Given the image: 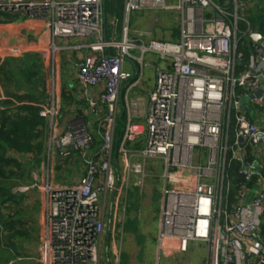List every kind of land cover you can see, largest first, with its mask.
<instances>
[{
	"label": "built area",
	"instance_id": "1",
	"mask_svg": "<svg viewBox=\"0 0 264 264\" xmlns=\"http://www.w3.org/2000/svg\"><path fill=\"white\" fill-rule=\"evenodd\" d=\"M231 2L229 11L214 0H123L116 36L105 32L104 0H0V14H24L46 24L52 55L60 50L57 38H92L76 76L90 115L97 118L95 127L79 118L56 130L53 78L51 96L38 112L46 120L48 152L61 158L78 153L84 173L74 184L45 180L44 242L37 264H103L104 259L109 264L104 237L108 231L113 235L124 213L130 172L143 175L141 164L133 162H144L145 179L149 158L163 161L159 246L177 239L185 251L196 240L207 246L205 264H264V116L249 117L252 104L264 106V94L249 98L264 90V44L250 39L249 62L240 68L237 20L249 23L238 8L254 0ZM140 11L175 12L179 39L132 38L131 14ZM253 32L264 36L249 30V37ZM147 53L160 62L140 123L132 119V108L141 107L143 99L130 103L126 94L139 84ZM128 80L122 102L126 119L115 143L122 83ZM98 87L102 90L94 95L91 90ZM95 136L101 143L92 150ZM141 140V149H128ZM234 160L243 181L229 203L226 162Z\"/></svg>",
	"mask_w": 264,
	"mask_h": 264
},
{
	"label": "rangeland",
	"instance_id": "2",
	"mask_svg": "<svg viewBox=\"0 0 264 264\" xmlns=\"http://www.w3.org/2000/svg\"><path fill=\"white\" fill-rule=\"evenodd\" d=\"M134 15L135 12L131 14V21H133ZM176 16L175 12L165 11V13H160V20L162 19L163 22L160 29L153 32L152 37L162 41H176L170 40V33L178 29ZM137 25L140 26V23L138 22ZM141 29H144V27ZM56 42L59 43L58 40ZM131 53L138 54L136 50L131 51ZM61 55L63 66L64 63L69 64L65 53ZM144 60L153 64L160 62L157 56L150 53L145 54ZM66 66L68 69V65ZM66 71L65 75L67 74ZM143 71L144 75L148 76L152 74L153 69L143 68ZM246 103L249 104L248 100H246ZM252 108L253 110L249 115L251 119L255 120V118L264 116V106L252 104ZM76 156L78 157L77 165L79 162V168L83 167L82 158L79 155ZM33 161H35V158ZM29 163L31 167L26 169L23 179L19 180L20 182L11 189V193L23 196L21 208L12 205L9 209V214H14V208L16 211L21 210L22 220L26 221L27 224L29 223V225L24 224V226L27 225L29 233L28 235L24 234L23 238H10L7 236L8 231L2 229L3 225L0 224V264H37L43 251L45 199L42 188H44L45 180L53 184L51 182L52 173L50 166L48 167V162H43L42 168H40L41 162ZM137 163L141 164L143 175L141 176L140 173L132 176L127 188L124 213L121 214V220L114 223V240L119 245L118 253L121 264H177V260L181 264H205L207 246L203 242L190 241L185 251L179 249L177 239L163 241L160 246L158 245L157 229L159 230V224L157 222H159L158 215L163 188V161L155 158L147 159V176L145 179L144 162ZM70 173L71 170L68 167L61 168L57 166L54 169L53 180L59 184H66ZM144 198L147 199L146 204H144ZM144 212L147 214L145 217ZM31 227L35 231L31 230ZM35 235L39 237L38 241ZM9 242L17 245L16 251L7 246ZM105 246L103 243V247ZM104 262H106L105 259L102 263Z\"/></svg>",
	"mask_w": 264,
	"mask_h": 264
},
{
	"label": "crops",
	"instance_id": "3",
	"mask_svg": "<svg viewBox=\"0 0 264 264\" xmlns=\"http://www.w3.org/2000/svg\"><path fill=\"white\" fill-rule=\"evenodd\" d=\"M256 4V1L254 0ZM254 6V5H252ZM158 13V17L154 21V27H151V20L154 17V14ZM160 13L156 11H140L135 12L134 19L131 21L130 19V36L134 39L137 38H146V39H154L153 32L156 29H160L162 24V19L160 20ZM165 13V12H163ZM177 15V14H176ZM177 17V16H176ZM177 19V18H176ZM140 23V26L137 23ZM178 23V19H177ZM121 24V19H120ZM132 26V29H131ZM144 29H141L143 28ZM119 29L112 20H110L109 24L107 25V31L105 28V32L107 35L111 33V31L115 32L116 36L119 35ZM140 30V31H139ZM142 30V31H141ZM178 32H179V25H178ZM170 40H172V32L170 33ZM179 37L176 38V41ZM60 50L52 55L49 50V45L51 41L50 31L46 24L42 20L33 19L24 14H0V62L8 56L12 57H22L27 53H37L41 60H42V72L44 76V96L42 99L39 100L37 103L43 104L46 100H49L51 96V79H54V100L57 107V115L55 118L56 123V130L58 132L63 131L64 129L68 128L73 121L76 119L81 118L87 125L89 129L95 127V122L97 118L90 115V109L87 107L86 96L82 94V88L77 80V62L80 61L82 57L87 55L90 50L85 45L92 41V38H57ZM160 40L161 39H156ZM174 42V41H173ZM85 45V46H83ZM80 46V47H79ZM15 49V53L11 50ZM62 53H65L66 60L69 64L64 63L62 64ZM158 64V62H157ZM157 64H153L149 61L145 62L143 68H151L153 69L152 74L145 76L144 71L142 78L139 84L132 86L127 91V99L130 103H133L136 98H142L144 104L141 107H133L132 109L135 111L132 115V119L135 122H144L145 116L147 114V107H148V94L154 87L155 81V66ZM68 65V69L67 66ZM123 68L129 70V66L127 63L123 64ZM65 70L66 75H65ZM128 80L122 83V92H121V100L118 103L119 113H118V122L115 129L114 134V141L117 143V138L119 136L121 123L126 119V111L122 108V102L124 100L125 91L129 86ZM65 89V90H64ZM101 88H94L92 89V93L94 95H98L101 92ZM65 93V96H63ZM6 98V95L3 94L2 90L0 89V100ZM103 113V112H102ZM45 122L46 120L42 118ZM45 136L44 141L41 146L40 154L35 158L30 154L22 155L21 158L25 162H41L40 168H42L43 162H48L50 166V170L52 173L51 182L55 185H66V184H74L79 181L81 176L83 175V167L79 168V162L77 165L78 157L72 153L68 158H61L59 157L54 151L48 152L47 147V127L44 128ZM94 143L92 146V150L97 148L100 139L95 136ZM138 146V147H137ZM129 150H136L141 149L143 147V141H138L136 143L129 144ZM116 156L117 159L119 158V152L116 148ZM51 162V163H50ZM137 163V162H133ZM31 164L28 163L27 169H29ZM66 165V166H65ZM65 168L68 167L71 170L69 174L68 183L66 184H59L53 180L54 176V169L55 167ZM136 171H131L129 174L130 181L132 176L137 175ZM147 203V199L144 198V204ZM148 211V210H147ZM147 216L146 212H144ZM148 213V212H147ZM159 216V215H158ZM159 220V219H158ZM118 222V221H117ZM159 224V222H157ZM108 225H106V229L108 231ZM158 232V229H157ZM113 236V237H112ZM109 235V231L106 233L104 237V244L108 247L107 257L109 259V264H114L113 260L116 257L111 254L112 252H118L119 245L114 240V230L113 235ZM173 239L164 240L170 241ZM106 246L104 248H106ZM104 255L106 256V251L104 250ZM105 256H103L105 258ZM117 262L115 264H121L120 255L117 253ZM132 263V262H131ZM105 264V263H103ZM108 264V263H106ZM133 264V263H132ZM177 264H181L180 261L177 260Z\"/></svg>",
	"mask_w": 264,
	"mask_h": 264
},
{
	"label": "trees",
	"instance_id": "4",
	"mask_svg": "<svg viewBox=\"0 0 264 264\" xmlns=\"http://www.w3.org/2000/svg\"><path fill=\"white\" fill-rule=\"evenodd\" d=\"M214 1L218 5H225L229 11L233 8L231 0ZM255 1L254 6L238 8V15L249 23L243 19L237 20V52L242 54L240 68L248 64L251 56L249 30L264 34V0ZM122 5L123 0H104L106 31L110 20L117 28L120 25ZM177 37L178 29L172 32V40H176ZM43 77L42 60L37 53H27L22 57L8 56L0 62V89L6 95L5 99L0 100V224L3 225L2 229L8 231L7 236L10 238H23L24 234L29 233L27 227L29 223L22 220L21 210L16 211L14 208V214H9V209L12 205H16V208H21L22 205L23 196L11 193L12 187L23 179L29 163L24 162L21 156L30 154L36 158L44 141L46 122L39 116L40 104H37L44 96ZM63 96L66 97L65 93ZM119 127L121 130V126ZM100 143L101 141L97 147ZM73 154L78 155L76 152ZM246 156L251 158L249 149ZM226 163V173L230 182L228 201L233 203L243 180L236 172L239 167L238 161ZM262 172L264 173V167ZM30 229L35 231L33 227ZM35 238L38 241L37 235ZM7 246L15 251L18 248L13 242H9Z\"/></svg>",
	"mask_w": 264,
	"mask_h": 264
},
{
	"label": "water",
	"instance_id": "5",
	"mask_svg": "<svg viewBox=\"0 0 264 264\" xmlns=\"http://www.w3.org/2000/svg\"><path fill=\"white\" fill-rule=\"evenodd\" d=\"M158 17V13H155L154 14V17L153 19L151 20L150 24H151V27L153 28L154 27V21L156 20V18ZM216 17H220L219 15H216ZM250 39L256 43H260V44H264V36L260 35L259 33L257 32H253L250 34ZM237 63L240 62L239 59L236 60ZM264 94V90L263 89H259L257 90L255 93L253 94H250L249 95V98L250 99H254V98H259L260 96H262ZM244 100H240V103L243 104Z\"/></svg>",
	"mask_w": 264,
	"mask_h": 264
}]
</instances>
